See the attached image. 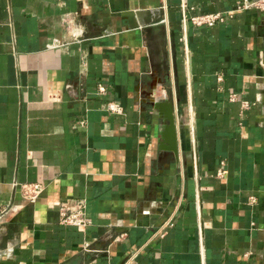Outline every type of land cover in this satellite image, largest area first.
Returning a JSON list of instances; mask_svg holds the SVG:
<instances>
[{
  "label": "crops",
  "instance_id": "obj_1",
  "mask_svg": "<svg viewBox=\"0 0 264 264\" xmlns=\"http://www.w3.org/2000/svg\"><path fill=\"white\" fill-rule=\"evenodd\" d=\"M243 1L0 0V264H264V13Z\"/></svg>",
  "mask_w": 264,
  "mask_h": 264
},
{
  "label": "built area",
  "instance_id": "obj_2",
  "mask_svg": "<svg viewBox=\"0 0 264 264\" xmlns=\"http://www.w3.org/2000/svg\"><path fill=\"white\" fill-rule=\"evenodd\" d=\"M258 8L264 13V0L257 1H243L240 3L239 8ZM189 9H192L189 7ZM188 8H183V14L186 19H188L192 24L200 26L207 25L213 26L217 22H221L225 19V15L221 13H208V14H193L188 15ZM231 16V13H228ZM99 92H104V87H98ZM235 99V95H230L229 100L233 101ZM242 106L244 108L248 107V104L243 102ZM107 110L111 113H120L121 108L117 104L110 103L107 105ZM225 174V171L222 168H219L215 172V176L218 178H222ZM22 196L29 203H34L42 192V185L40 184H27L21 186ZM85 204L82 201H65L63 202L58 211H59V221L62 225L67 226H76V227H84L86 225L85 218ZM7 211H3L2 214H5ZM1 214V216H2ZM0 216V217H1ZM163 232L159 231L158 234L162 235Z\"/></svg>",
  "mask_w": 264,
  "mask_h": 264
},
{
  "label": "water",
  "instance_id": "obj_3",
  "mask_svg": "<svg viewBox=\"0 0 264 264\" xmlns=\"http://www.w3.org/2000/svg\"><path fill=\"white\" fill-rule=\"evenodd\" d=\"M169 120H170V125H169V128H168V133H169V138L172 140V132L174 133V123H172V118L169 117Z\"/></svg>",
  "mask_w": 264,
  "mask_h": 264
}]
</instances>
